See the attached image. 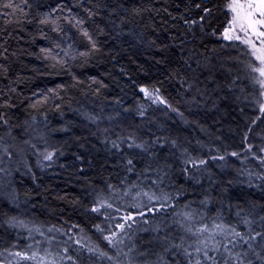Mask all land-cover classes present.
<instances>
[{
    "label": "trees",
    "instance_id": "obj_1",
    "mask_svg": "<svg viewBox=\"0 0 264 264\" xmlns=\"http://www.w3.org/2000/svg\"><path fill=\"white\" fill-rule=\"evenodd\" d=\"M227 3L0 0V264H188L140 252L165 232L193 249L205 226L247 233L244 218L264 232V110L224 45ZM107 200L121 212L93 210Z\"/></svg>",
    "mask_w": 264,
    "mask_h": 264
},
{
    "label": "snow or ice",
    "instance_id": "obj_2",
    "mask_svg": "<svg viewBox=\"0 0 264 264\" xmlns=\"http://www.w3.org/2000/svg\"><path fill=\"white\" fill-rule=\"evenodd\" d=\"M4 6L14 7L13 4H5ZM196 6L200 7L199 4ZM228 9L233 15L230 26L224 31V39H236L242 44L248 45L252 50V56H254L256 60H259L261 64L259 69L252 67L251 64H249V67H252L253 71H259L260 76L264 77V30H258V27L259 29H264V0H243V2H241V0H232V2L228 4ZM210 12L211 9L205 8V14L200 17V20H205V17H207ZM41 23H46V20H42ZM193 23H196V21H193ZM236 27H239V30L244 33L245 37H249V32H251L253 36L260 39V47L257 48L250 37L241 40L238 35H230V33H234ZM84 34L86 36L88 35L86 31ZM260 83L264 85V81H260ZM141 91L146 90L142 88ZM161 103H164V101L161 100ZM173 111H175V109H173ZM121 143H126L128 148L137 149L140 153H147L150 148L156 147L157 145L160 148L164 147V144L158 143V141L149 142L145 140H137L134 136L127 137ZM173 145H175V142H173ZM112 147L119 149L120 144L116 141H112ZM262 151H264V149H262ZM233 155H235V153H233ZM46 159L50 160L51 155L47 156ZM191 163L193 166H196L195 161H192ZM199 163L202 165L206 162L201 160ZM127 165H133V160L127 159ZM128 170L132 171V168H129ZM185 171H187V169H185ZM161 207H163V205ZM93 210L99 211V209ZM128 219L133 218L128 217ZM254 219L255 218L253 217V219L244 218L242 220L245 225L249 226V231L247 233H241L235 227L222 224L215 225L212 230H209L207 226L202 227L198 230V233H192V235H199L207 232L208 236L198 239L194 249L193 245L184 247L182 243L177 244L171 242L166 232L163 235H155L147 241V243L152 245L153 248L142 249L140 255L148 256L153 253L156 247H159L162 249V252H171L172 249L182 251L183 254L189 258L188 264H193L191 259L193 251L196 254L195 264H253L251 259H247L250 255H255L257 259H264V256H261V253L256 251L257 248H260L261 252H264V232L254 231L251 228ZM260 219L264 220V216H261ZM144 223L148 222L144 221ZM119 227L124 229L125 225L120 224ZM128 227H131V225ZM145 231L161 233L163 227L157 225L151 229H145ZM187 231L191 232V229H187ZM217 237L220 238L217 239ZM121 242L122 240L116 241V243ZM109 243H112V240H109ZM245 245H247V250H243ZM189 249H193V251H190ZM154 264H166L163 254L159 256Z\"/></svg>",
    "mask_w": 264,
    "mask_h": 264
},
{
    "label": "rangeland",
    "instance_id": "obj_3",
    "mask_svg": "<svg viewBox=\"0 0 264 264\" xmlns=\"http://www.w3.org/2000/svg\"><path fill=\"white\" fill-rule=\"evenodd\" d=\"M231 2H232V0H228L227 6H226V11H227L228 16H229L228 27L230 26L231 18L233 15V13L228 9V4H230ZM241 2H243V0H241ZM258 30H264V29H259V27H258ZM230 35H238V36H240L241 40L250 37L252 42L256 45L257 48H259L261 45L260 39L253 36L251 34V32H249V37H245L244 33L239 30V27H236L234 33H230ZM222 38L224 40V45H226V49H228V50L232 49L235 52L237 51V53L239 55L238 60H240V62L241 61L244 62V64H242V66L244 67V69H247L250 72L249 77H250L252 84L254 85V87L256 88V91H257L255 95H258L257 97L255 96V99H251L252 103L254 102L261 110L264 109V85H262L260 83V81H264V77L260 76L259 71H253L252 70V67H254L256 69H259L261 67L260 61L256 60L255 57L252 56V54H251L252 50L248 45L242 44L239 40H236V39H231V40L224 39V32H223ZM249 64H251L252 67H249ZM253 78H255V79H253ZM143 94L145 95V97L147 99H149L153 102H159L160 99H162L161 96L156 91H153V90L143 91ZM36 150H38V149H36ZM38 151H40V154L42 156H45V157L47 156V154H45L46 152H43V150H38ZM39 155H38V157H39ZM41 158H44V157H41ZM112 202L113 201H108V200L104 201L101 205H99L95 209H106L103 211H107V212L109 211V213L111 212V210L115 211L117 209L115 206L116 204L115 203L113 204ZM137 207L138 208L143 207V203L138 205ZM117 210L118 211H116V212L119 214V212H121V211H119V209H117ZM123 212L125 213L126 211H123ZM122 215H125V214H122ZM132 218H133V216H132ZM127 220H131V219L127 218ZM203 237H207V236H203ZM196 244H197V241L195 243V246H196ZM34 255L36 256V253H34ZM37 256L38 257L35 258V261H34L35 264H51V262H54L53 259L50 258L49 256H46L45 253H42V252L40 254L37 253Z\"/></svg>",
    "mask_w": 264,
    "mask_h": 264
},
{
    "label": "bare ground",
    "instance_id": "obj_4",
    "mask_svg": "<svg viewBox=\"0 0 264 264\" xmlns=\"http://www.w3.org/2000/svg\"><path fill=\"white\" fill-rule=\"evenodd\" d=\"M146 105H147V104H146ZM146 105H145V106H146ZM2 162H3V161H2ZM0 163H1V161H0ZM5 163H6V162H4V164L2 163L1 166H3V165L5 166ZM3 171H4V170H3ZM247 175H248V174H247ZM247 180H248V179H247ZM117 192H118V191H117ZM117 192H116V195H117ZM129 192L131 193V191H129ZM120 193H121V195H122V193L124 194V190H123L122 192L120 191ZM120 193H118L117 196H119ZM126 193H127V190H125V194H126ZM128 194H129V193H128ZM126 195H127V194H126ZM126 195H125V196H126ZM117 196H116V198H117ZM122 196H123V195H122ZM120 197H121V196H120ZM117 199H118V198H117ZM119 199H121V198H119ZM124 199H125V197H124ZM113 204H114V203H113ZM115 206H116V205H115ZM105 212H106V211H105ZM108 212H109V211H108ZM111 214H113V213H111ZM104 215H105V214H104ZM106 215H107V212H106ZM108 215H109V214H108ZM114 215H115V214H114ZM111 216H112V215H111ZM111 216H110V217H111ZM108 217H109V216H108ZM112 219H114V217H113ZM41 233H42V232H41ZM40 236H41V234H40ZM35 243H36V242H35ZM33 245H34V244L32 243V246H33ZM63 247L66 248L67 246H63ZM65 248H64V249H65ZM64 249H63V251H64ZM65 250H66V252L68 251L67 249H65ZM67 253H68V252H67ZM70 255H71V254H70ZM71 256H72V255H71ZM71 258H72V257H71ZM70 263H71V261H70ZM65 264H66V262H65Z\"/></svg>",
    "mask_w": 264,
    "mask_h": 264
}]
</instances>
